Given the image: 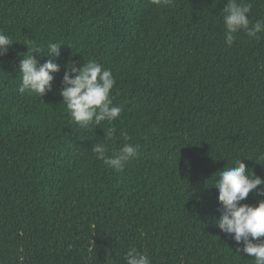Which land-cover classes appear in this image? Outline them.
<instances>
[{"label": "trees", "instance_id": "1", "mask_svg": "<svg viewBox=\"0 0 264 264\" xmlns=\"http://www.w3.org/2000/svg\"><path fill=\"white\" fill-rule=\"evenodd\" d=\"M244 2L264 20V0ZM226 3L0 0L13 42L0 56V264H125L133 247L151 264H255L216 225L213 187L238 160L264 179V32L229 47ZM49 42L62 45L52 91L21 94L19 60L38 47L46 62ZM90 59L122 108L106 155L138 146L123 171L91 151L108 123L81 128L61 104L68 64Z\"/></svg>", "mask_w": 264, "mask_h": 264}, {"label": "clouds", "instance_id": "2", "mask_svg": "<svg viewBox=\"0 0 264 264\" xmlns=\"http://www.w3.org/2000/svg\"><path fill=\"white\" fill-rule=\"evenodd\" d=\"M151 3L160 5L168 4L169 0H150ZM252 5L244 0H227L222 10L225 26V42L231 47L234 42V34L239 31L247 33L249 38L255 39L258 34L264 32V20L250 23L248 14ZM32 43V42H30ZM13 45L12 39L0 30V56H5ZM62 45L49 42L47 54L50 59L40 63L36 58L41 49L34 47L19 60V73L21 83L19 92L35 93L43 97L52 91L54 74L60 71L59 64L54 60L60 57ZM35 54V55H34ZM115 79L111 70L104 69L95 60H88L82 66L77 67L76 62H70L63 77V87L60 90L62 103L66 106L71 122L81 128L91 125L99 126L107 122L109 127L104 131V143H95L91 149L98 159L116 171H123L127 162L138 155V146L126 143L120 151L112 156L106 155L108 149L106 143L116 139L117 129L113 122L121 115L122 108L113 105L111 92L115 86ZM121 136L127 141L130 138L121 130ZM217 176V173L215 174ZM259 186V187H258ZM218 190V201L222 205L221 216L216 221L218 228L232 236L234 241L242 248V251L250 257H254L255 264H264V179L256 176L246 168L242 160L236 161L235 166H226L218 172L215 186ZM256 191V196L261 197L256 206L245 203L250 192ZM125 264H151L148 256L135 247L128 250L124 256Z\"/></svg>", "mask_w": 264, "mask_h": 264}]
</instances>
